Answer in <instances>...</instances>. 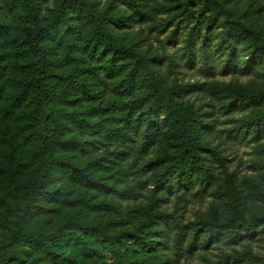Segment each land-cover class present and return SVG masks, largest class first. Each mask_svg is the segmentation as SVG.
Here are the masks:
<instances>
[{
    "label": "trees",
    "instance_id": "1",
    "mask_svg": "<svg viewBox=\"0 0 264 264\" xmlns=\"http://www.w3.org/2000/svg\"><path fill=\"white\" fill-rule=\"evenodd\" d=\"M44 1L0 0V264H181L214 249L208 264H264L222 248L264 234V212L247 215L231 175L223 215L177 213L214 190L227 160L215 109L251 110L225 132L255 142L264 166V88L212 82L205 107L187 97L196 84L127 38L162 10L167 25L190 22L188 62L205 28L208 71L214 32L225 74L241 55L264 66V32L239 0H53L43 15Z\"/></svg>",
    "mask_w": 264,
    "mask_h": 264
},
{
    "label": "rangeland",
    "instance_id": "2",
    "mask_svg": "<svg viewBox=\"0 0 264 264\" xmlns=\"http://www.w3.org/2000/svg\"><path fill=\"white\" fill-rule=\"evenodd\" d=\"M102 5L107 0H98ZM162 3H170V0H157ZM53 6V0H45L43 4V15H47ZM237 11L247 19L255 28L264 32V0H239ZM169 14L159 10L152 21L137 22L134 28L127 30L129 41L137 43L153 52L154 55L163 57L165 66H169L171 76L187 84H196L195 90L187 97L195 99L196 103H203L205 107L211 105L213 95L207 86L212 82L232 83L238 85H248L257 88H264V66L254 64L246 66L243 55L239 58L240 69L231 70L227 74L223 72L222 53L218 48L216 32L210 35L209 59L212 62L213 70L208 71L206 67L205 54L202 47L205 28L200 32H194L195 37V57L188 62L185 55V44L191 30L190 22L177 20L167 25ZM176 39L171 38L172 32ZM207 85H205V84ZM202 87H199V86ZM205 85V86H204ZM216 134L225 141L226 150L224 154L227 160L224 165H219L217 173L218 183L214 190L204 196H193L187 203L177 211L185 222L211 218L215 214L223 215L226 210V200L223 187L227 177L231 175L235 180V185L245 196L247 205L245 206L248 216L261 214L264 212V166L259 162L261 157L256 143L249 139L227 138L226 130L232 128L240 120L245 119L250 114L249 108H238L231 113H225L215 109ZM159 147L156 148L158 150ZM177 201L171 198L166 209L174 211L177 208ZM138 205V202H136ZM133 205V204H132ZM132 206H127L126 211ZM129 212V211H127ZM224 251L230 252L234 249L249 250L254 256L260 258L264 256V234L259 235L254 241L243 242L238 246L222 247ZM218 249L212 250L205 259L198 254L182 260L181 264H208V261L216 259ZM109 258V257H108ZM113 261L108 259L107 264Z\"/></svg>",
    "mask_w": 264,
    "mask_h": 264
}]
</instances>
